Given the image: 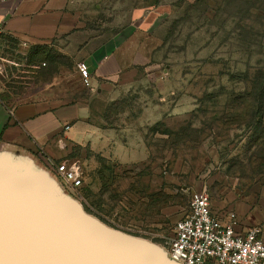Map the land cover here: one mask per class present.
Segmentation results:
<instances>
[{
  "label": "rangeland",
  "instance_id": "374dc122",
  "mask_svg": "<svg viewBox=\"0 0 264 264\" xmlns=\"http://www.w3.org/2000/svg\"><path fill=\"white\" fill-rule=\"evenodd\" d=\"M84 5L92 43L135 28L118 53L123 72L96 87L77 75L79 37L24 44L0 35L3 99L81 110L54 145L61 156L26 172L103 226L158 246L160 260L196 190L238 223L236 205L252 204L264 229V0ZM62 160L78 166V187L51 169Z\"/></svg>",
  "mask_w": 264,
  "mask_h": 264
},
{
  "label": "crops",
  "instance_id": "0c3cea01",
  "mask_svg": "<svg viewBox=\"0 0 264 264\" xmlns=\"http://www.w3.org/2000/svg\"><path fill=\"white\" fill-rule=\"evenodd\" d=\"M85 1L88 0H0L3 34L24 44H45L69 35L79 37L78 54L87 64L92 86L96 87L101 79L116 78L123 72L126 61L118 53L135 28L128 27L126 32L92 43L89 35L84 36L85 18L81 10ZM80 114L76 104L47 106L35 99L13 102L0 95V164L16 172L47 166L50 159L61 156L54 149L60 133H68ZM235 209L240 220L235 227L237 231H244L260 220L252 204L241 202ZM211 211L222 220L228 219L227 213L215 207L213 201Z\"/></svg>",
  "mask_w": 264,
  "mask_h": 264
},
{
  "label": "water",
  "instance_id": "95a60500",
  "mask_svg": "<svg viewBox=\"0 0 264 264\" xmlns=\"http://www.w3.org/2000/svg\"><path fill=\"white\" fill-rule=\"evenodd\" d=\"M49 190L39 174L16 172L0 164V264L171 261L167 256L168 261L159 259L164 253L160 249L159 254L148 252L137 238L103 226L73 205L52 197Z\"/></svg>",
  "mask_w": 264,
  "mask_h": 264
},
{
  "label": "built area",
  "instance_id": "2783aa9c",
  "mask_svg": "<svg viewBox=\"0 0 264 264\" xmlns=\"http://www.w3.org/2000/svg\"><path fill=\"white\" fill-rule=\"evenodd\" d=\"M0 24V35L3 34ZM76 72L82 86L91 88V76L83 61ZM51 169L72 188L81 184L76 163L51 161ZM222 220L211 211L209 193L205 188L191 193L188 212L174 222L164 239L166 256L177 264H264V237L258 225L237 231L238 222L230 213Z\"/></svg>",
  "mask_w": 264,
  "mask_h": 264
},
{
  "label": "bare ground",
  "instance_id": "6f19581e",
  "mask_svg": "<svg viewBox=\"0 0 264 264\" xmlns=\"http://www.w3.org/2000/svg\"><path fill=\"white\" fill-rule=\"evenodd\" d=\"M135 240L140 242V244L143 246V248H145L148 252L153 253V254L159 253V248L156 245H154L148 241L141 240V239H135Z\"/></svg>",
  "mask_w": 264,
  "mask_h": 264
},
{
  "label": "trees",
  "instance_id": "16d2710c",
  "mask_svg": "<svg viewBox=\"0 0 264 264\" xmlns=\"http://www.w3.org/2000/svg\"><path fill=\"white\" fill-rule=\"evenodd\" d=\"M260 97H261V99H260L259 103H263V100H262L263 95H260ZM259 105H261V104H259ZM263 111H264V106H263Z\"/></svg>",
  "mask_w": 264,
  "mask_h": 264
}]
</instances>
